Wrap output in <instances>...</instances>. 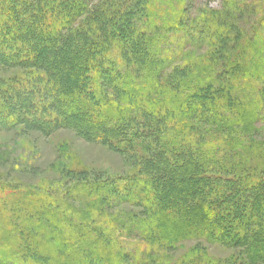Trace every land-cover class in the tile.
<instances>
[{"label":"trees","instance_id":"16d2710c","mask_svg":"<svg viewBox=\"0 0 264 264\" xmlns=\"http://www.w3.org/2000/svg\"><path fill=\"white\" fill-rule=\"evenodd\" d=\"M191 5L0 0V133L132 163L57 165L59 193L0 180V264H264V0Z\"/></svg>","mask_w":264,"mask_h":264},{"label":"rangeland","instance_id":"374dc122","mask_svg":"<svg viewBox=\"0 0 264 264\" xmlns=\"http://www.w3.org/2000/svg\"><path fill=\"white\" fill-rule=\"evenodd\" d=\"M193 12L209 6L216 8L221 0H191ZM178 36H180L178 34ZM15 70H0V78L15 76ZM75 161L80 167L89 169L91 173H104L107 176L125 174L131 168V159L96 143H89L75 132L61 130L50 137L36 132L23 134L19 131L0 133V180L8 185L19 186L21 191L42 190L47 184L56 187L59 193L63 184L57 165L67 167ZM1 224V223H0ZM4 237V235H2ZM8 240L9 239H3ZM196 241L182 243L176 250L175 258L181 257L195 247ZM211 255L225 258L231 250L217 247L209 249Z\"/></svg>","mask_w":264,"mask_h":264}]
</instances>
